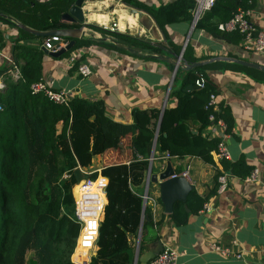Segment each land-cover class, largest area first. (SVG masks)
Segmentation results:
<instances>
[{
	"label": "trees",
	"instance_id": "1",
	"mask_svg": "<svg viewBox=\"0 0 264 264\" xmlns=\"http://www.w3.org/2000/svg\"><path fill=\"white\" fill-rule=\"evenodd\" d=\"M7 1L12 2L11 7ZM76 1L53 0L49 3L53 9L40 16L37 9L45 5L36 0H0V22L13 26L15 24L9 19L12 17L39 31L79 27L61 22L62 15ZM117 1L130 10L150 16L159 28L162 42L109 32L89 24L85 27L111 36L113 41L107 43L93 36L84 37L61 58L93 45L130 55L117 43L137 49L142 54L133 56L146 60H157L153 56L164 51L172 52L176 58L181 54L183 46L174 43L166 30L174 24L193 22L195 0H175L160 7L148 6L138 0ZM256 1L215 0L195 29L228 44H238L241 34L222 32L218 27L239 11L251 10ZM30 15L33 23L28 21ZM20 33L23 40H36L38 44L23 46L16 43L13 59L21 79L9 81L0 90V104L3 105L0 112V264H81L83 243L91 224L83 219L84 227L78 241L81 224L76 219L72 197V188L78 182L76 171L91 167L98 155L109 158L112 154L113 158L105 160L100 172L108 179L107 204L100 224L97 251L90 264H134L139 238V256L159 240L150 212L144 210L142 196L134 191L143 184L149 169L156 135V151L160 154L168 153L171 158L195 157L207 164L214 163L212 153L217 150L220 139L208 137L205 131L212 114L207 108L209 97L217 94V90L208 78L207 67L177 71L171 93L177 104L164 111L161 122L160 110L136 109L134 124L125 125L108 116L101 100L75 97L68 105H57L43 94L33 95L31 85L42 79L45 55L40 46L46 39L36 38L22 29ZM4 46L0 34V50ZM192 51L193 46L189 43L183 55L189 64L199 61L192 57ZM247 70L264 75L253 69ZM200 74L207 80L203 90L195 86ZM215 115L226 122L228 133L232 134L234 119L230 111L222 107ZM60 123L62 129L58 132ZM222 163L232 175L246 178L251 173L243 161ZM98 176L99 173H94L90 178ZM206 203L207 199L192 190L185 201L174 203L171 220L177 226L185 225L191 215L204 210Z\"/></svg>",
	"mask_w": 264,
	"mask_h": 264
},
{
	"label": "crops",
	"instance_id": "2",
	"mask_svg": "<svg viewBox=\"0 0 264 264\" xmlns=\"http://www.w3.org/2000/svg\"><path fill=\"white\" fill-rule=\"evenodd\" d=\"M51 1L53 0H36L38 4L45 5L37 9V15L42 16L51 11L53 9L49 4ZM138 1L148 6L160 7L175 0ZM7 5L11 7L12 2L7 1ZM83 10L85 25L104 27L118 21L116 31L119 33L151 42H162L159 31L146 30L141 19L120 1L86 0ZM250 11L252 24L258 30L264 31V0H257ZM19 14L23 15V12ZM28 21L33 23L32 15L28 16ZM61 22L66 23L62 18ZM23 25L34 29L29 25ZM166 31L178 45L183 46L189 40L188 44L191 43L193 46L192 57L199 59L198 62L212 61L205 66L206 73L217 90L219 107L228 109L234 119L233 132L225 141L230 153L227 163L243 161L251 173L258 171V180L249 181L250 175L245 178L233 174L228 191L218 195V176L221 173L232 172L227 171L224 164L215 156L214 163L207 164L195 157L167 159L164 158V154L155 151L154 160L150 163L152 173H163L168 164L177 174L189 168L190 180H186L188 185L191 190L207 199V203L203 211L190 216L187 224L177 226L171 220V208L167 206L163 197L164 188L161 184L163 182L148 185L147 171L143 184L134 191L141 196L147 193L148 200L145 206L156 226L159 240L147 248L144 254L153 250L160 251L164 247L177 252V264H264V75L249 72L247 70L249 68L235 63L214 60L231 58L264 66V54L244 49L241 41L238 44H228L203 31L192 30V22L171 25ZM0 34L5 43L0 50V85L5 88L9 81L17 82L21 79L8 61L14 60L16 43L35 46L38 41L23 40L20 28L16 24L12 26L0 22ZM88 36H92L90 30H87ZM104 41L109 43L113 39L107 36ZM40 47L42 50V45ZM74 53H78L80 63L90 65L92 69L90 77L83 78L78 71V65L74 66L69 61ZM161 55L173 61L175 59L170 51H164ZM174 69L172 64L163 61L146 60L105 46L93 45L75 50L65 58L45 55L42 79L52 90L67 92L70 99L80 97L90 101H103L106 112L113 121L132 125L136 109L162 111L176 106L177 101L171 96L175 87V79L172 83ZM61 129L62 123L57 126L58 132ZM216 137L219 138L220 133ZM110 157L98 155L91 167L80 170L88 176L100 174L105 160H111L113 154ZM104 179L108 182L107 178ZM104 186V180L97 181L93 186L94 213L91 223L88 222L91 224V230L83 243L81 264L87 263L97 251L98 222L104 201ZM182 196L183 190L172 192L169 201H178ZM210 244L231 248L234 254L229 258L223 257L213 252Z\"/></svg>",
	"mask_w": 264,
	"mask_h": 264
},
{
	"label": "built area",
	"instance_id": "3",
	"mask_svg": "<svg viewBox=\"0 0 264 264\" xmlns=\"http://www.w3.org/2000/svg\"><path fill=\"white\" fill-rule=\"evenodd\" d=\"M197 2V7L194 11V18L193 21L196 19L197 22L202 18V16L209 11L213 6L215 0H195ZM250 16H251V11L246 10V11H239L234 15L232 19H230L226 23H221L219 25V30L222 32L226 33H234L238 32L241 34L242 39L241 43L244 47V49L256 53V54H264V31L258 30L250 21ZM112 27H114V30H116L118 21H113L111 23ZM108 26H104L103 28H107ZM54 41L57 44L53 45L51 42ZM68 41H65L62 38L59 37H52L49 39H46L42 47H44L46 50L49 52H58L60 49L65 47L67 45ZM80 51V50H79ZM11 66H13V69L17 71L19 78H21V74L19 71V68L15 65L14 60L9 59L8 60ZM69 61L75 66L78 65V71L82 75L83 78L90 77L92 75V69L90 65L86 63H80L78 53H74ZM195 86L198 89H205L207 86V80L206 77L203 74H200L198 79L195 82ZM3 89V86L0 85V90ZM31 92L33 95L37 94H43L45 97H47L51 102L57 104V105H68L69 102L72 100L69 97V94L64 91H55L52 90L48 84L41 79L38 82H35L31 85ZM207 108L212 110V114L209 117V126L206 129V135L211 138H217L216 135L220 133V143L218 145L217 150H215L212 155L213 157L215 156L218 161L223 162V161H228L230 159V153L228 150V147L226 146V138L229 137L231 134L228 133V126L226 122L223 119H217L215 113L220 111L219 107V102H218V97L217 94H211L209 97V101L207 104ZM3 110V108L0 106V112ZM164 158H171L168 153H164ZM154 160V157H151L149 162L152 163ZM80 170V168H79ZM81 171V170H80ZM83 175H87L86 173H83ZM233 175L232 174H227L226 173H221L218 176V189H217V194L218 195H223L228 191L229 188V181ZM182 177L186 180H190V170L189 168L186 171H183L179 174L174 173V175L171 177V179L179 178ZM105 177H102L100 174L96 179H91V178H82V181L80 180L78 185L76 186L77 192H78V199H77V211H76V219L79 221L81 224V231L80 235L78 238V241L81 236V232L83 230V216H92V211L86 207L84 211H79V202H92L95 199V196L93 195V186L94 184L99 181V180H104L105 186H104V201L102 203V211L101 215L99 217V222H98V237H99V229H100V224L102 221V217L104 214V209L107 204V198H106V189L108 186V182L104 179ZM150 180V174L148 173V178H147V184L148 181ZM249 181H257L258 180V171H253L250 176L248 177ZM149 185V184H148ZM144 203L148 200V195L145 193V195L142 196ZM78 246V242H77ZM74 251L73 256L76 253L77 250ZM97 248V244H96ZM210 249L213 252H216L223 257L229 258L233 256V251L231 248H223L218 244H210ZM72 256V258H73ZM240 258V256L238 257ZM177 259H178V254L176 251H174L171 248H164L162 252H160L153 260H151L148 264H177ZM73 262V261H72ZM74 263V262H73Z\"/></svg>",
	"mask_w": 264,
	"mask_h": 264
},
{
	"label": "water",
	"instance_id": "4",
	"mask_svg": "<svg viewBox=\"0 0 264 264\" xmlns=\"http://www.w3.org/2000/svg\"><path fill=\"white\" fill-rule=\"evenodd\" d=\"M85 1L86 0H77L74 3V5L68 10V12H66L62 15V21L63 22L79 26V27H75V28L55 29V30H51V31H37V30L31 29V28L19 23L17 20H15L12 17H9V19H10V21L14 22L20 29L32 34L36 38L49 39L52 37H59L62 39H68L67 45L65 47H63L62 49H60L56 53L49 52L44 47H42V52L45 55L53 57V58H61L62 56H64L66 53L70 52L75 47L77 40H81L84 37H86L85 13L83 10V5H84ZM131 11L134 15H137L138 18L141 19V23L146 30H148V31H150V30L159 31L158 26L154 23V21L152 20V18L150 16L146 15L143 12L136 11L134 9H131ZM196 24H197V20L195 19L192 22V30L195 29ZM188 41L189 40H187L184 43L181 54L177 58L175 57L174 61L171 60L169 57H166L164 55H154L153 56L157 60L172 64L175 67L174 75L172 78V80H173L172 83L174 82L177 71L179 69L188 72L190 70L202 68V67H204V66H206L212 62L210 60V61H206V62H196V63H192V64L187 63L184 60L183 55H184L185 49L188 45ZM51 43L53 45L57 44L54 41H52ZM117 46L120 49L126 50L127 52H129L132 55L140 53V51H137L136 49H133L132 47H128V46L120 44V43H117ZM214 60L215 61L221 60V61H225V62L235 63V64L243 66L245 68L253 69V70L264 73V66L259 65V64L254 63V62L244 61V60H239V59H231V58H216ZM0 106L3 108V105L0 104ZM164 111H165V109H163L161 111L160 122L162 120ZM157 137H158V135H156V138L154 141L152 157L156 151ZM148 172L150 174V180L148 181V184H157L159 182H163V183H161L163 188H164L163 197L166 200L167 206L171 208V211H172V206L174 205L175 202H177V201H175V202L169 201L170 200L169 197H170L172 192H175L178 190H183V196L180 197L178 199V201H185L187 199L189 192L192 191L191 187L188 185L186 179H184L182 177L170 179L174 175V170L172 169V166L170 164H168L166 170L163 173H160V174L152 173V166L151 165L149 166ZM76 176H77L78 180H81L83 178L82 173L79 169L76 171ZM145 209H146V206L144 203V210ZM145 219L147 220V218H145ZM142 226H143V221H142ZM142 226H141V231H142ZM163 250H164V247L161 248L160 251H154L153 250V251H149L147 254H143V255L139 256V251H140V238H139L138 246H137L136 254H135V259H134V264H138V263L139 264H148L151 260H153Z\"/></svg>",
	"mask_w": 264,
	"mask_h": 264
},
{
	"label": "rangeland",
	"instance_id": "5",
	"mask_svg": "<svg viewBox=\"0 0 264 264\" xmlns=\"http://www.w3.org/2000/svg\"><path fill=\"white\" fill-rule=\"evenodd\" d=\"M101 28L104 29V30H106V31H109V32H117L116 30H114V27H112L111 24H109V27H107V28H103V27H101ZM85 29H86V37H87V30H90V33L92 32V36L94 38H96V39H98V38L104 39V38H106L108 36V35L103 36L101 33L97 32V31H94V30H91V29H88L87 27H85ZM82 176L85 177V178H90V175L88 176V175H83L82 174ZM79 181L80 180H78V182L76 183V185L72 188V197H73V201H74V205H75V216H76V211H77V199H78V197H77L78 192H77L76 186L78 185ZM81 181H82V179H81ZM94 255H95V252H94ZM94 255H92L89 258V260H88V262L86 264H90L91 259H92V257ZM72 261L74 262L73 258H72ZM75 264H77V263H75Z\"/></svg>",
	"mask_w": 264,
	"mask_h": 264
},
{
	"label": "bare ground",
	"instance_id": "6",
	"mask_svg": "<svg viewBox=\"0 0 264 264\" xmlns=\"http://www.w3.org/2000/svg\"><path fill=\"white\" fill-rule=\"evenodd\" d=\"M86 207H88L91 211H92V213H94V207H93V205H92V202H88V201H84V202H79V211H84V209L86 208ZM92 216H93V214H92ZM92 216H83V218L87 221V222H89V223H91V221H92Z\"/></svg>",
	"mask_w": 264,
	"mask_h": 264
}]
</instances>
